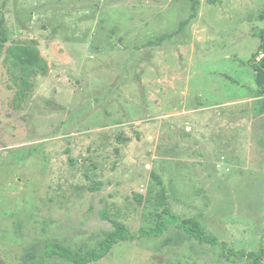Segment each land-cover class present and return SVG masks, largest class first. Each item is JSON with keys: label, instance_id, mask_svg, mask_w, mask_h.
Returning <instances> with one entry per match:
<instances>
[{"label": "rangeland", "instance_id": "obj_1", "mask_svg": "<svg viewBox=\"0 0 264 264\" xmlns=\"http://www.w3.org/2000/svg\"><path fill=\"white\" fill-rule=\"evenodd\" d=\"M263 13L264 0H0V264L51 243L95 250L112 220L139 231L162 203L259 252L264 96L249 60ZM31 40L48 70L22 68L32 86L17 107L8 49ZM252 262L169 223L89 264Z\"/></svg>", "mask_w": 264, "mask_h": 264}, {"label": "trees", "instance_id": "obj_2", "mask_svg": "<svg viewBox=\"0 0 264 264\" xmlns=\"http://www.w3.org/2000/svg\"><path fill=\"white\" fill-rule=\"evenodd\" d=\"M262 18H264V13L262 14ZM9 37V27L5 23V18L2 17L0 19V52L4 51ZM260 37L263 42L259 47V51L249 60V64L256 71L258 95L264 96V56L258 59V57H260V52L264 51V29L260 31ZM40 58L36 40L16 42L8 49L7 59L9 60L8 64H10V71L13 73L12 76L15 78V82L19 85L14 101L17 107L22 105V102L32 86L27 72L24 74L21 73L22 68L24 67L26 70L31 69L43 75L47 73V64H45L43 60L41 61L42 58ZM261 103L264 106V99ZM126 140H129V138H126ZM156 179L162 184L160 177L156 176ZM159 207L160 210L157 212L158 223L155 225L141 227L139 231H132L125 223L112 220L114 230L100 241L97 249L87 253H80L61 247L56 243H51L46 247L42 257L33 260L31 264H43L45 259L56 256L64 257L75 264L97 262L106 257L114 245L121 241H135L162 236L167 231L169 223L175 224L179 229L185 230L204 243L220 246L227 259H231L232 256L236 255L239 257L251 258L253 261L252 264H264V240L262 241V249L259 252L245 250L236 251L229 247L225 241L220 240L217 236L206 231L195 219L183 218L174 214L164 203L160 204ZM103 215H106L105 212H103Z\"/></svg>", "mask_w": 264, "mask_h": 264}]
</instances>
